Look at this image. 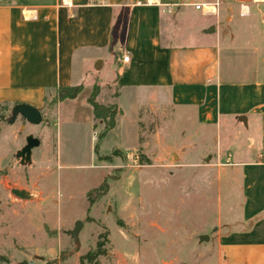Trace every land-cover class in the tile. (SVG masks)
<instances>
[{
	"label": "crops",
	"instance_id": "crops-1",
	"mask_svg": "<svg viewBox=\"0 0 264 264\" xmlns=\"http://www.w3.org/2000/svg\"><path fill=\"white\" fill-rule=\"evenodd\" d=\"M206 1L215 0H0V107L28 103L59 116L67 105L79 121L82 109L95 143L104 122L94 128L87 98L98 84L97 100L119 110L101 142L112 135L125 151L139 145L143 110L191 111L200 132L222 136L219 186L237 202L238 223L217 236L222 260L264 264V0H220L217 15L199 10L196 21L192 3ZM76 84L75 98L49 104L59 86ZM35 254L38 264L56 256Z\"/></svg>",
	"mask_w": 264,
	"mask_h": 264
},
{
	"label": "rangeland",
	"instance_id": "rangeland-1",
	"mask_svg": "<svg viewBox=\"0 0 264 264\" xmlns=\"http://www.w3.org/2000/svg\"><path fill=\"white\" fill-rule=\"evenodd\" d=\"M195 11V20H202ZM59 113L43 112V122L32 124L20 115L11 121L13 107H0V264H38L35 253L43 248L56 252L55 258L43 256L48 264H80L102 233L106 252L99 264H225L217 236L238 223V214L237 202H225L219 186L222 136L200 132L191 111L147 109L139 145L111 161L98 160L87 113L78 111L80 121L67 105ZM29 134L42 141L24 161L18 151ZM115 144L109 135L100 152L111 153ZM105 181L107 193L90 206L88 191ZM77 220L83 224L73 236Z\"/></svg>",
	"mask_w": 264,
	"mask_h": 264
},
{
	"label": "trees",
	"instance_id": "trees-1",
	"mask_svg": "<svg viewBox=\"0 0 264 264\" xmlns=\"http://www.w3.org/2000/svg\"><path fill=\"white\" fill-rule=\"evenodd\" d=\"M83 89L82 84L76 85H66L59 86L56 90L54 98L49 104L53 106L60 100L66 98H75ZM99 93V85L95 84L91 94L88 96L87 101L92 105L95 120H101L105 123L104 128L97 134V142L95 144L94 150L97 155L98 160L111 161L114 155H122L123 151L120 148H114L109 154H102L100 152V143L102 138L107 134V132L116 125V115L118 113V107L115 103L104 104L97 100V95ZM4 107V106H2ZM4 115H0V119H3ZM94 124V128L96 127ZM149 161V159H146ZM108 191L107 181L102 182L98 187L93 188L88 191L87 196L89 200V205L92 206L101 196L105 195ZM106 233L99 235L95 247L90 248L86 253L80 256V264H99V257L103 255L105 251V238Z\"/></svg>",
	"mask_w": 264,
	"mask_h": 264
},
{
	"label": "water",
	"instance_id": "water-1",
	"mask_svg": "<svg viewBox=\"0 0 264 264\" xmlns=\"http://www.w3.org/2000/svg\"><path fill=\"white\" fill-rule=\"evenodd\" d=\"M214 25H212L211 27H209L208 30H214ZM20 115L22 116L24 119H26L28 122L32 123V124H39L41 122H43V113L42 111L33 106L30 105L28 103H18L13 107V115L11 117V121L15 120L16 117ZM1 126V125H0ZM40 138L37 136H34L33 134H29L26 137V143L25 145L22 147L21 150L18 151V154L22 157V159L25 161H29L32 157V150L34 147L40 145ZM17 193L19 195H24L23 192H18ZM26 195V194H25ZM83 224V221L81 220H77L75 223V226L73 227V229H71L69 232L71 235L73 236H77L81 226ZM200 239L204 240V239H208V235H201Z\"/></svg>",
	"mask_w": 264,
	"mask_h": 264
},
{
	"label": "built area",
	"instance_id": "built-area-1",
	"mask_svg": "<svg viewBox=\"0 0 264 264\" xmlns=\"http://www.w3.org/2000/svg\"><path fill=\"white\" fill-rule=\"evenodd\" d=\"M152 2H158V1H152ZM193 6L197 9L200 10L203 14L205 15H217L220 10L221 6V1L220 0H215V1H206V2H196L192 3ZM171 6H168V11H171ZM25 16H29L30 18H36V15L30 12L29 10L24 11ZM129 55L124 53L120 60L124 63L129 61ZM230 157L231 155L228 156L227 162H230Z\"/></svg>",
	"mask_w": 264,
	"mask_h": 264
}]
</instances>
